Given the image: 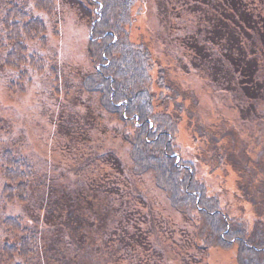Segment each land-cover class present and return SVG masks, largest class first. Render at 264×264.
Instances as JSON below:
<instances>
[{"label":"rangeland","instance_id":"374dc122","mask_svg":"<svg viewBox=\"0 0 264 264\" xmlns=\"http://www.w3.org/2000/svg\"><path fill=\"white\" fill-rule=\"evenodd\" d=\"M9 1L0 0V35ZM85 2L58 0L52 16L32 9L46 30L43 40L26 41L27 52L58 70V93L45 71L28 80L25 92L11 95L15 71L0 48L1 148L19 147L18 154L33 161L42 179L29 204L0 207V248L2 220L21 216L52 232L49 238L42 235L45 258L53 264H236V246L202 250L196 220L170 205L151 174L132 173L122 124L83 85L95 71L87 54L92 19ZM243 2L264 17V0ZM138 6L131 40L145 43L166 81L181 89L168 111L180 116L175 142L182 158L194 163L197 177L218 194L226 213L252 224L264 217V105L245 97L242 87L256 97V89L264 90V68L251 82L239 71L250 57L252 40L231 32L233 16L216 0H145ZM227 34L236 36L230 46L236 71L211 42L223 44ZM158 72L154 67L153 82ZM152 90L159 97V85L153 83ZM2 185L0 176V191ZM114 187L119 196L110 192ZM119 202L128 216L118 214Z\"/></svg>","mask_w":264,"mask_h":264},{"label":"trees","instance_id":"16d2710c","mask_svg":"<svg viewBox=\"0 0 264 264\" xmlns=\"http://www.w3.org/2000/svg\"><path fill=\"white\" fill-rule=\"evenodd\" d=\"M143 1L86 0L85 4L91 7L88 12L92 19L87 54L95 71L83 80L84 88L97 93L101 107L122 124L123 138L130 145L132 173L135 176L151 174L155 186L165 193L170 205L185 217L196 220L195 235L202 250L236 246V264H264V217L259 216L250 224L246 219L230 216L223 210L218 194L209 192L204 181L197 177L194 163L182 158L175 142L180 116L178 111H168L170 102L173 104L181 97V89L166 81L146 44L130 38L131 28L139 14L138 4ZM216 1L226 3L229 14L233 16L229 20L233 24L231 32L234 34L236 30L244 40H252L248 52L250 57L239 66L240 76L251 82L262 66L264 68V17L255 14L243 0ZM57 3L58 0H10L5 6L7 9L3 13L0 35V41H4L0 42V48L5 52L4 62L16 72L9 80L11 95L25 92L28 80L35 73L43 74L45 71L53 89L58 86L55 92H59L61 76L58 70L47 67L39 54L27 52L25 45L28 40H43L46 30L45 22L33 14L32 9L52 16ZM234 38L236 36L227 34L221 38L223 44L211 42L218 49L217 56L225 59L236 71L237 63L230 50L231 39ZM234 51H237L235 56L238 58V49ZM154 67L159 71L155 82L152 78ZM19 80H23V84ZM153 83L159 85L162 94L164 91L167 94L159 93V97H156L152 90ZM242 88L245 97L257 98L258 104L264 105L262 88L256 89V97L250 95L249 88ZM157 103L161 111L157 110ZM3 132L0 119V176L3 181L0 207L14 201L21 205L29 204L40 188L41 173L28 156L18 154L17 151H21L19 147L9 145L1 148ZM116 160L112 159V163H116ZM118 191L119 188L114 187L110 192L119 196ZM73 193L78 194L76 189ZM117 208V213L122 217L128 216L120 202ZM2 227L5 236L0 248V260L7 264H41V261L53 264L45 258L47 252L43 251L42 234L49 238L52 233L48 228H41V231L21 216L4 218ZM127 252L130 253V250ZM129 253L125 258L130 262ZM52 255L55 256V253Z\"/></svg>","mask_w":264,"mask_h":264}]
</instances>
